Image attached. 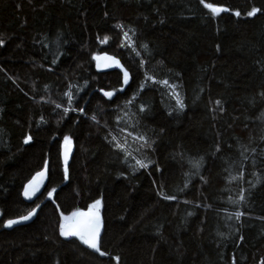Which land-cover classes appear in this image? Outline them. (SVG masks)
Segmentation results:
<instances>
[{
    "label": "trees",
    "instance_id": "1",
    "mask_svg": "<svg viewBox=\"0 0 264 264\" xmlns=\"http://www.w3.org/2000/svg\"><path fill=\"white\" fill-rule=\"evenodd\" d=\"M205 2L229 11L213 17L199 0H0V264H264V0ZM117 24L135 51L120 46ZM93 55L118 59L129 83L119 69L98 72ZM145 73L177 85L184 110ZM65 91L85 114L55 107L68 106ZM108 133L126 142L127 163ZM132 157L152 163L133 172ZM45 161L47 186L26 205L22 189ZM96 199L103 257L58 227ZM37 205L32 223L5 229Z\"/></svg>",
    "mask_w": 264,
    "mask_h": 264
},
{
    "label": "snow or ice",
    "instance_id": "2",
    "mask_svg": "<svg viewBox=\"0 0 264 264\" xmlns=\"http://www.w3.org/2000/svg\"><path fill=\"white\" fill-rule=\"evenodd\" d=\"M200 4L203 5L205 9L208 10V12L211 13L213 17H216L219 15L221 12H228L229 9L227 7H221L214 5L213 3H206L205 0H199ZM259 9L253 7L247 15L249 17L255 15ZM234 15L240 16L239 11L233 12ZM117 29H119L123 35H122V43L121 47L125 46V43H127V46L129 48H133V41L131 36H129V32H126L123 30V26L120 24L115 25ZM131 31V30H129ZM134 35V33H133ZM108 40V37L105 36L104 39L101 41V43H104ZM2 43V41H0ZM141 48L145 50V53H147L148 46L146 44L140 45ZM133 51H135V48H133ZM136 55H140L139 52H136ZM92 59L96 61V66L97 68L101 67H115L120 70L121 73H123V85H127L129 83L130 79V74L125 68L121 65L120 61L112 56L109 55H93ZM53 63H55V59L53 60ZM140 67L143 68L145 65V61L143 59L140 60ZM145 80L151 81L153 84H158L161 87H166L169 89L168 95L176 101V109L179 111L184 110V103L180 98V94L177 91V85L169 83L167 79H162V80H155L151 75H148L145 73L144 76ZM144 84L141 83L140 89L144 88ZM70 87H75V85H70ZM125 89L123 87L120 88V91H124ZM63 96L67 98L68 106L62 107L60 103H56L55 107L57 109H61L63 113L67 114L69 110L73 112H79L81 114H85V109L82 107H77L73 108L72 103H73V94L71 92L65 91L63 93ZM103 96L106 98L111 99L113 97V92L112 91H103ZM135 97H133L134 99ZM133 101L128 100L126 103L131 104ZM217 104H219V101H216ZM140 112H144V107L142 106L140 108ZM92 120H96V117L93 115L90 117ZM121 131H124L123 129ZM127 135L133 136L131 132H128ZM108 136L110 139L107 140V142L110 144L112 149L118 153L121 154L122 156V162L127 163L128 158L130 156L129 152L127 151L126 148V142H122L120 138L117 136L112 135L111 133H108ZM134 139H139L143 143L141 144V149L143 148H151L152 147V142L144 135H138V136H133ZM31 140L30 136H25L24 137V143L28 144ZM72 141L69 136L65 135L63 137V160L64 163L67 164V159H68V153L71 148ZM132 159L135 160L134 165H130L132 168L133 172L138 171L139 169H148L149 165L152 163L150 160L145 163L144 160L142 159H137L135 157H132ZM47 165V161H45V166ZM193 167H196L197 169L200 167V162H196ZM46 167L45 169H42L41 171H38L29 181L28 183L24 186V192L23 195L25 199H31L36 192L39 191V187L41 184H43L45 176H46ZM159 169H157L158 171ZM67 172L68 169L67 167L64 168V173H65V179H67ZM241 175L243 173L241 172ZM255 175V173H253ZM259 182V178H258ZM56 190L53 188L51 191L47 192V197L49 199H52L53 193ZM244 189H241V194L239 197V200L237 203L242 202L244 200L243 196ZM162 195L161 193H158ZM165 200H174L176 199L175 196L172 195H163L162 197ZM39 207V205H37ZM36 212V209L33 208L31 211H28L26 215H21L18 217V219H9L4 222V227L10 228L13 225L19 224L24 221H28ZM242 213L237 211L235 212V217L237 220L241 217ZM59 235L64 238L68 237H75L77 240L80 241L81 244L85 245L88 249H91L97 253L101 257L106 256L107 253L105 251H101L100 247V239H101V227H102V221H101V200L96 199L94 200L91 204L87 206L86 210H81L80 208H76L73 211H71L69 214L64 215L61 214L60 220H59ZM112 259H117L116 257H113Z\"/></svg>",
    "mask_w": 264,
    "mask_h": 264
},
{
    "label": "water",
    "instance_id": "3",
    "mask_svg": "<svg viewBox=\"0 0 264 264\" xmlns=\"http://www.w3.org/2000/svg\"><path fill=\"white\" fill-rule=\"evenodd\" d=\"M95 68H96V70H97L98 72H101V73L118 70V68H115V67H108V68L101 67V68L98 69L97 66H96V62H95ZM62 152H63V148L61 147V158H62V160H63ZM72 152H73V147H72V145H71L70 151H69V153H68L67 163L69 162V160H70V158H71ZM63 162H64V160H63ZM45 167H46V169H47V165H46V166L44 165L43 169H45ZM47 182H48V169L46 170V176H45V179H44L43 184L40 185V187H39V191L36 192V194H35L31 199H25V197H24V195H23V192H24V187H23V189H22V193H21V198H22L23 203L26 204V205H34V204L39 200V198L42 196V194H43V192H44V190H45V188H46V186H47ZM27 183H28V182H27ZM27 183H26V184H27ZM26 184H25V185H26ZM25 185H24V186H25ZM35 209H36L35 214H34V215H33L28 221H24V222H21V223H19V224L13 225V226L10 227V228H6V227H5V229L8 230V231H11V230H13V229H15V228H18V227H24V226L29 225V224L32 223V221L35 219V217H36V215H37V213H38L40 207H37V206H36ZM16 219H18V218H16ZM101 221H102V217H101ZM101 233H102V227H101ZM62 238H63V239H70V238H75V237H68V238H64V237H62ZM75 239H76V238H75ZM85 247H86V246H85ZM86 248H87V247H86ZM87 249H88V248H87ZM89 250L92 251V252H95V251H93V250H91V249H89ZM95 253H97V252H95Z\"/></svg>",
    "mask_w": 264,
    "mask_h": 264
},
{
    "label": "rangeland",
    "instance_id": "4",
    "mask_svg": "<svg viewBox=\"0 0 264 264\" xmlns=\"http://www.w3.org/2000/svg\"><path fill=\"white\" fill-rule=\"evenodd\" d=\"M101 208H102V206H101Z\"/></svg>",
    "mask_w": 264,
    "mask_h": 264
}]
</instances>
